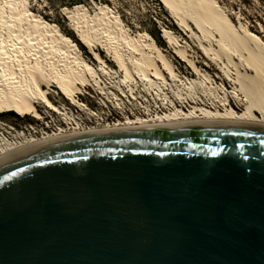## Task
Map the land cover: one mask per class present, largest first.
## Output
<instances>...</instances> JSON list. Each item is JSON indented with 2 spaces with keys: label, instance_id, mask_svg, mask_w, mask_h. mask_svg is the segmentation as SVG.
Segmentation results:
<instances>
[{
  "label": "water",
  "instance_id": "1",
  "mask_svg": "<svg viewBox=\"0 0 264 264\" xmlns=\"http://www.w3.org/2000/svg\"><path fill=\"white\" fill-rule=\"evenodd\" d=\"M0 264H264V128L83 135L0 164Z\"/></svg>",
  "mask_w": 264,
  "mask_h": 264
},
{
  "label": "bare ground",
  "instance_id": "2",
  "mask_svg": "<svg viewBox=\"0 0 264 264\" xmlns=\"http://www.w3.org/2000/svg\"><path fill=\"white\" fill-rule=\"evenodd\" d=\"M159 1L177 26L196 38L211 63L206 68L217 66L219 74L212 76L200 68L197 57L179 38L162 28L169 48L198 76L186 86L155 40L148 34L135 37L111 9L95 3L100 10L97 19L87 9L65 11L72 30L100 64L97 69L73 40L33 13L27 2L0 0V114L12 111L41 121L47 111H53L64 119V126L52 118L54 126L31 127L35 134L22 132L16 141L1 140L0 164L28 150L83 135L198 126L264 128V42L245 27L240 29L218 0ZM97 49L104 50L118 72L107 69ZM113 79L118 80L108 87ZM140 87L161 111L154 113L148 99L141 100ZM86 88L104 95V105L113 103L120 111L125 103L136 101L144 116L96 128L70 117L51 98L56 89L69 104L84 108L79 97ZM66 120H74V125Z\"/></svg>",
  "mask_w": 264,
  "mask_h": 264
},
{
  "label": "rangeland",
  "instance_id": "3",
  "mask_svg": "<svg viewBox=\"0 0 264 264\" xmlns=\"http://www.w3.org/2000/svg\"><path fill=\"white\" fill-rule=\"evenodd\" d=\"M27 2L31 11L37 16H41L44 20L48 21L50 25H53L55 28H59L63 33L68 32L75 36V38L80 42L77 34L72 30L71 21L64 15V12L67 10L68 3L70 0H22ZM87 8L88 15L92 18L97 19L100 16V10L96 8L95 3L102 5L105 8L111 9V11L121 18L124 25L130 29L131 34L135 37H140L142 35L151 33H156V29L162 32L161 28H165L176 35L181 43L185 45L194 56L197 57L199 61V67L206 69L212 76L219 74L220 72L217 69V66H213L210 69L206 68V64L211 65L209 60H207L199 49L198 42L195 41L196 38H191L186 32L180 29L176 21L170 17L169 13L165 9L164 5L159 0H100L95 2L94 0H81ZM220 5L227 12L231 20L241 29L245 27L250 33L256 35L264 42V0H247L245 3L241 0H218ZM161 4V5H160ZM236 5L238 10H235L233 6ZM46 17V18H45ZM157 24V28L154 27L153 23ZM90 23V22H89ZM52 27V26H51ZM196 32V31H195ZM164 45L160 46L163 53L172 60L177 71L182 77L183 84L190 86V84L197 81V75L192 71L188 65L180 60L172 51L171 48L165 42V39L162 37ZM151 36V35H150ZM81 43V42H80ZM85 48L81 50L84 57L93 64L97 69H100V64L94 59L93 55L88 51V49L81 43ZM101 54L104 60L107 63V69L113 73L118 72V69L112 64L110 58L106 55L104 50L97 49ZM119 79V78H118ZM118 79L109 80L111 81L109 86L114 84L113 81ZM220 83V81L218 80ZM180 85V88L186 92L184 85L181 82L177 83ZM201 86L205 89L208 88V84L201 79ZM114 88V87H113ZM141 90L138 91V94L142 96L141 100L148 99V104H150L152 111L157 113L161 111V108L151 100V97L143 90V87H140ZM168 93L171 97L175 98L172 88L168 87ZM116 92V90H113ZM197 92V91H194ZM55 104L63 107L64 112L69 113L70 117L78 119L80 122L89 124L92 127L102 128L108 124L114 125L118 121L124 123L127 118L134 119L136 115L144 116L145 110L138 104L136 101H133V105L130 103H125L124 111L115 109L113 103L107 102V106L104 105L102 101L104 95H99L91 88H86L83 91V94L79 97L84 104V108H76L68 103L56 89H53L51 95ZM101 100V101H100ZM140 106V107H139ZM128 107V108H127ZM65 112V113H66ZM120 112V113H119ZM68 115V114H67ZM45 118L43 120H36L30 116L21 117V116H11L6 113L0 114V142L1 140L8 139L9 141H16L18 138L23 137L22 132L25 135H29L32 131L31 127L41 129L45 128L46 124L54 126L52 118L60 125L64 122L63 117L54 113L53 111H47L44 114ZM78 120H75L78 122ZM91 120V121H90ZM67 124L74 125V120H66Z\"/></svg>",
  "mask_w": 264,
  "mask_h": 264
},
{
  "label": "trees",
  "instance_id": "4",
  "mask_svg": "<svg viewBox=\"0 0 264 264\" xmlns=\"http://www.w3.org/2000/svg\"><path fill=\"white\" fill-rule=\"evenodd\" d=\"M66 1V0H65ZM95 2H99L100 0H94ZM247 0H241V2L245 3ZM65 3H68V7L70 8H66L67 10L66 11H74V10H77V9H87L83 4V2L81 0H70L69 2H65ZM104 5V4H102ZM161 5V4H160ZM233 8L235 10H238L237 6L234 5ZM46 18V17H45ZM46 21V20H45ZM48 23V21H46ZM50 23V22H49ZM48 23V24H49ZM154 27L157 28V24L154 22ZM50 25V24H49ZM52 27H54L53 25H50ZM162 29V28H161ZM162 32H160L159 30L156 29V33H151V37L155 40L156 44L160 47V46H163L164 43H163V40L161 39V34ZM64 34L70 38L71 40H73L77 46L81 49V50H84L85 51V48L81 45V43L75 38V36L71 33H68V32H64ZM6 114L8 115H11V116H18L15 112H7Z\"/></svg>",
  "mask_w": 264,
  "mask_h": 264
}]
</instances>
